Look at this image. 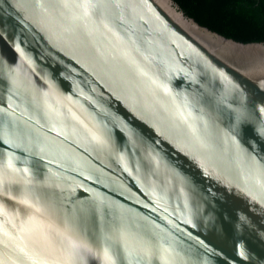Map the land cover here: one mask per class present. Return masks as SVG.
Segmentation results:
<instances>
[{
    "label": "water",
    "instance_id": "1",
    "mask_svg": "<svg viewBox=\"0 0 264 264\" xmlns=\"http://www.w3.org/2000/svg\"><path fill=\"white\" fill-rule=\"evenodd\" d=\"M0 264H264V43L0 0Z\"/></svg>",
    "mask_w": 264,
    "mask_h": 264
},
{
    "label": "trees",
    "instance_id": "2",
    "mask_svg": "<svg viewBox=\"0 0 264 264\" xmlns=\"http://www.w3.org/2000/svg\"><path fill=\"white\" fill-rule=\"evenodd\" d=\"M200 26L237 42L264 43V0H173Z\"/></svg>",
    "mask_w": 264,
    "mask_h": 264
}]
</instances>
